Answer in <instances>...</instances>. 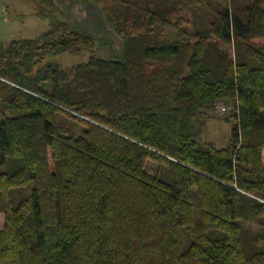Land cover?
Listing matches in <instances>:
<instances>
[{
    "label": "trees",
    "instance_id": "16d2710c",
    "mask_svg": "<svg viewBox=\"0 0 264 264\" xmlns=\"http://www.w3.org/2000/svg\"><path fill=\"white\" fill-rule=\"evenodd\" d=\"M89 1L122 55L67 0L0 44V264H264V0Z\"/></svg>",
    "mask_w": 264,
    "mask_h": 264
},
{
    "label": "rangeland",
    "instance_id": "374dc122",
    "mask_svg": "<svg viewBox=\"0 0 264 264\" xmlns=\"http://www.w3.org/2000/svg\"><path fill=\"white\" fill-rule=\"evenodd\" d=\"M48 25V21L41 19L36 14L34 6L30 2H27V0H0V43H9L13 38L36 36L45 30ZM88 55L89 53L86 50L78 52L66 51L47 55L45 61L48 59L56 60L63 66L68 67L74 63L86 60ZM35 58L34 56L33 59ZM231 106V103L216 104L215 112H212L213 116L206 121L204 129H202L201 135L204 138L213 139L219 146H226L228 144L230 139L229 130L221 117L230 114ZM62 120L65 124L75 127L77 131L82 127L80 123L70 118L64 117ZM229 123L230 128L234 121L230 120ZM148 167L154 171L157 169L156 163L153 161L148 162ZM182 237L184 239L183 244H185L184 234H182Z\"/></svg>",
    "mask_w": 264,
    "mask_h": 264
},
{
    "label": "crops",
    "instance_id": "0c3cea01",
    "mask_svg": "<svg viewBox=\"0 0 264 264\" xmlns=\"http://www.w3.org/2000/svg\"><path fill=\"white\" fill-rule=\"evenodd\" d=\"M66 18L95 33L98 38V50L105 58L110 59L122 55L124 47L123 39L109 26L102 7L96 2L89 0H67ZM42 32L33 37L39 36ZM5 43L0 44L7 46L10 42Z\"/></svg>",
    "mask_w": 264,
    "mask_h": 264
},
{
    "label": "built area",
    "instance_id": "2783aa9c",
    "mask_svg": "<svg viewBox=\"0 0 264 264\" xmlns=\"http://www.w3.org/2000/svg\"><path fill=\"white\" fill-rule=\"evenodd\" d=\"M223 108H225V107H223Z\"/></svg>",
    "mask_w": 264,
    "mask_h": 264
}]
</instances>
